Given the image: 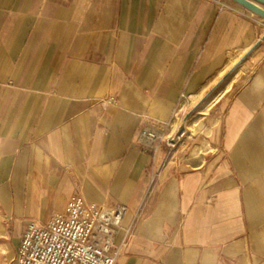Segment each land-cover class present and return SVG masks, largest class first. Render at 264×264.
Listing matches in <instances>:
<instances>
[{
    "label": "crops",
    "instance_id": "obj_1",
    "mask_svg": "<svg viewBox=\"0 0 264 264\" xmlns=\"http://www.w3.org/2000/svg\"><path fill=\"white\" fill-rule=\"evenodd\" d=\"M230 3L0 0V264L76 192L127 206L116 264H264V24Z\"/></svg>",
    "mask_w": 264,
    "mask_h": 264
},
{
    "label": "built area",
    "instance_id": "obj_2",
    "mask_svg": "<svg viewBox=\"0 0 264 264\" xmlns=\"http://www.w3.org/2000/svg\"><path fill=\"white\" fill-rule=\"evenodd\" d=\"M222 11H238L227 0H212ZM232 2V1H231ZM246 9V8H245ZM247 10V9H246ZM247 12H251L247 10ZM249 18L264 24V19L251 12ZM113 98L109 102H113ZM169 127V126H168ZM163 126L144 128V145L152 148L158 145ZM171 154L166 162L173 158L177 144L168 139ZM165 164V162H164ZM159 176L155 173L153 182ZM127 207L117 205L114 208L88 204L76 192L67 205L66 211L55 216L46 224L31 223L18 250L17 264H116L121 248L115 244L116 230L121 226L127 214ZM131 237L126 233L123 246H127Z\"/></svg>",
    "mask_w": 264,
    "mask_h": 264
},
{
    "label": "rangeland",
    "instance_id": "obj_3",
    "mask_svg": "<svg viewBox=\"0 0 264 264\" xmlns=\"http://www.w3.org/2000/svg\"><path fill=\"white\" fill-rule=\"evenodd\" d=\"M227 1H231V0H227ZM233 2V1H232ZM216 90V89H215ZM214 90V91H215ZM213 91V92H214ZM212 92V93H213ZM211 93V94H212ZM210 94V95H211ZM208 99V98H207ZM206 99V100H207ZM206 100H204L203 102H201V104L200 105H202ZM199 105V106H200ZM198 106V107H199ZM198 107L196 108V109H193L192 111H187V112H183V113H177L176 115H175V118H174V121L172 122V123H170V124H163V123H157L156 125H154L155 127H159V126H163L164 128H166L165 130H161L160 131V133H162V136H161V139H160V143L158 144V145H164V147L166 148V152H167V155H166V158L168 157V155H170L171 154V150H170V148H169V146H168V139H173V141L177 144V148L181 145V143H183V141H185V139L187 138V131H188V129H187V126H188V124H189V121H190V119H191V117L194 115V113H195V111L198 109ZM169 126V127H168ZM182 126H184V131H183V133L181 134V135H179V136H177V134H178V132L180 131V129H181V127ZM146 128H152V127H146ZM141 140H142V143L143 144H145L144 143V141H143V139H142V132H141ZM158 145H156V146H154V147H152V148H156ZM147 147V146H146ZM150 149H151V147H150ZM168 159V158H167ZM156 172H158V171H155L154 172V174H153V176H152V179H151V188H150V191H152L154 188H155V186H156V184H157V182H153L152 180H153V178H154V176H155V173ZM125 206V205H124ZM114 207H116V206H113V207H108V208H114ZM127 207V206H126ZM128 209V208H127ZM128 212V211H127ZM123 223V222H122ZM121 226H122V224H121ZM121 226L119 227V228H121ZM118 228V229H119ZM117 229V230H118ZM117 230H116V233H117ZM128 231H130V230H128ZM128 231H126V233L128 232ZM130 233H131V231H130ZM116 235V234H115ZM126 236V235H125ZM132 233H131V237H130V239H129V241H128V244H127V246L129 245V243H130V240L132 239ZM124 240H125V237H124V239H123V241H122V243L120 244V245H118L117 244V242H116V238H115V244H116V246L117 247H119V248H121V253H122V251L127 247V246H123V242H124ZM121 255V254H120ZM119 255V256H120Z\"/></svg>",
    "mask_w": 264,
    "mask_h": 264
},
{
    "label": "water",
    "instance_id": "obj_4",
    "mask_svg": "<svg viewBox=\"0 0 264 264\" xmlns=\"http://www.w3.org/2000/svg\"><path fill=\"white\" fill-rule=\"evenodd\" d=\"M247 10L257 14L264 19V0H231ZM184 131V126L181 127L177 136L181 135Z\"/></svg>",
    "mask_w": 264,
    "mask_h": 264
}]
</instances>
